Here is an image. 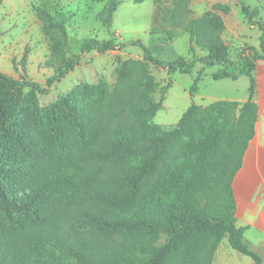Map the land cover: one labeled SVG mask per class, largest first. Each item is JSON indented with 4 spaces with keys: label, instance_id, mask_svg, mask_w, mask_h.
<instances>
[{
    "label": "trees",
    "instance_id": "1",
    "mask_svg": "<svg viewBox=\"0 0 264 264\" xmlns=\"http://www.w3.org/2000/svg\"><path fill=\"white\" fill-rule=\"evenodd\" d=\"M118 3L107 0L99 15L104 25H112ZM240 5L262 33L259 50L241 52L238 59L222 37L220 15L209 11L187 19L174 12L169 19L206 55L167 61L132 40L144 58L119 63L114 84L82 82L45 106L39 94L79 59L64 58L47 87L0 72V264H213L226 234L233 249L262 264L244 242L248 227L236 224L233 191L255 135L253 71L264 58L258 9L243 0ZM35 11L44 32L55 31L65 43L70 14L41 6ZM127 45L90 37L82 50ZM196 62L220 66L215 80L246 75L248 99L192 103L165 129L154 122L161 102L153 95L157 83L150 66L189 74Z\"/></svg>",
    "mask_w": 264,
    "mask_h": 264
},
{
    "label": "rangeland",
    "instance_id": "2",
    "mask_svg": "<svg viewBox=\"0 0 264 264\" xmlns=\"http://www.w3.org/2000/svg\"><path fill=\"white\" fill-rule=\"evenodd\" d=\"M118 1L112 25L107 26L99 19L107 0H0V72L17 79L24 77L47 87V79L54 73L56 65L70 56L79 59V63L54 82L46 93L39 94V103L45 106L82 82L97 83L105 79L109 84H114L119 63L144 58L143 48L130 44L132 40H140L154 56L167 61L180 56L189 59L193 53L206 55V48L191 40L189 32L169 19L174 12L178 17L182 14L187 19L200 17L209 11L220 15L225 23L222 37L233 59H238L241 52L259 50L262 31L258 24L249 23L241 10V0ZM243 1L258 9L256 19L264 25V0ZM220 5L228 6L229 12L225 13ZM36 6L44 7L52 14L58 10L70 14L65 43L57 41L55 31L50 34L44 32L43 21L35 11ZM168 31H171V37ZM90 37L100 41L114 39L128 45L105 52H85L82 47ZM150 68L157 83L153 95L156 101L161 102L154 122L165 129L173 128L192 103L207 105L220 99L242 98L248 92L249 79L246 75L236 80L213 79L212 74L220 68L218 65L211 67L196 62L193 72L189 74L170 73L154 64ZM197 77L198 87L191 94V86ZM152 87L148 85V88ZM253 248L260 254L263 252L257 247ZM213 264H255V261L233 249L226 234Z\"/></svg>",
    "mask_w": 264,
    "mask_h": 264
},
{
    "label": "crops",
    "instance_id": "3",
    "mask_svg": "<svg viewBox=\"0 0 264 264\" xmlns=\"http://www.w3.org/2000/svg\"><path fill=\"white\" fill-rule=\"evenodd\" d=\"M253 76L256 84L255 100L258 105L255 135L245 151L242 166L233 180V191L237 207L236 224L248 227L244 242L261 256L264 264L262 254L264 253V58L256 60ZM248 96L249 91L244 97L231 100L243 102ZM253 247L263 252L260 254Z\"/></svg>",
    "mask_w": 264,
    "mask_h": 264
}]
</instances>
